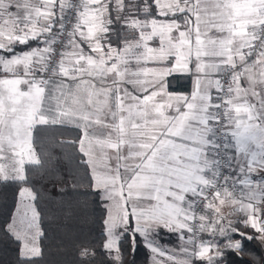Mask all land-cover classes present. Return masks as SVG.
Returning <instances> with one entry per match:
<instances>
[{
  "label": "snow or ice",
  "instance_id": "1",
  "mask_svg": "<svg viewBox=\"0 0 264 264\" xmlns=\"http://www.w3.org/2000/svg\"><path fill=\"white\" fill-rule=\"evenodd\" d=\"M68 143L105 213L82 264H136L140 242L154 264H264V0H0V184L55 179ZM17 195L0 232L38 264V193Z\"/></svg>",
  "mask_w": 264,
  "mask_h": 264
},
{
  "label": "trees",
  "instance_id": "2",
  "mask_svg": "<svg viewBox=\"0 0 264 264\" xmlns=\"http://www.w3.org/2000/svg\"><path fill=\"white\" fill-rule=\"evenodd\" d=\"M170 83L174 91L190 90L191 82L186 77H176ZM80 136V129L72 126L42 129L37 144L38 154L47 150L54 140L78 141ZM61 147L63 151L60 148L55 150V155L62 157L55 179L52 173L46 175L39 171L29 173L32 182L28 185L0 184V226L10 222L17 205L19 187H31L38 193L36 208L41 213V228L45 233L40 241L43 256L38 264H82L78 255L79 241L87 236L95 241V246H99L104 239L105 213L89 187L88 170L76 165V160L83 158L78 155L75 145L68 143ZM70 171L72 175L68 174ZM17 249L18 245L0 232V264H17ZM104 259L98 254L92 264H101ZM128 259H135L136 264H153L150 252L142 242Z\"/></svg>",
  "mask_w": 264,
  "mask_h": 264
},
{
  "label": "crops",
  "instance_id": "3",
  "mask_svg": "<svg viewBox=\"0 0 264 264\" xmlns=\"http://www.w3.org/2000/svg\"><path fill=\"white\" fill-rule=\"evenodd\" d=\"M190 82H191V80H190ZM191 87H192V82H191V85H190V89H191ZM68 126H71V125H68ZM80 131H81V135H82V130H80ZM18 199H19V197L17 198V205H18ZM17 205H16V207H17ZM157 239L159 240V243H160V245L162 247L168 248L170 250H173V249L178 250L179 246L182 243V241L178 238L177 234L169 233L167 230L162 231L160 233V236ZM165 242H167V243H165ZM149 252H150V250H149ZM152 258L150 257V259H152ZM157 258L160 259L159 256ZM153 264H154V262H153Z\"/></svg>",
  "mask_w": 264,
  "mask_h": 264
},
{
  "label": "rangeland",
  "instance_id": "4",
  "mask_svg": "<svg viewBox=\"0 0 264 264\" xmlns=\"http://www.w3.org/2000/svg\"><path fill=\"white\" fill-rule=\"evenodd\" d=\"M18 203H19V199H18ZM16 209H17V207L15 208L14 214H15V212H16ZM225 211H228V209H225ZM14 214H13V215H14ZM165 243H167V242H165ZM165 246H166V245H165ZM150 257H151V258L153 257V254H152L151 252H150ZM157 257H158V256H157ZM157 257H156V259H157L158 261L163 259V260L165 261V264H167V262H166V258H164V257H159L160 259H158ZM151 260H152V262H154V261H153V258H152Z\"/></svg>",
  "mask_w": 264,
  "mask_h": 264
}]
</instances>
